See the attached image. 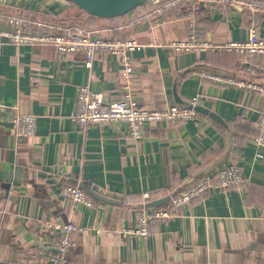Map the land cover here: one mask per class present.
<instances>
[{"label":"crops","instance_id":"crops-1","mask_svg":"<svg viewBox=\"0 0 264 264\" xmlns=\"http://www.w3.org/2000/svg\"><path fill=\"white\" fill-rule=\"evenodd\" d=\"M7 6L102 35L135 38L144 45L132 52L139 107L164 108L176 103L175 93L187 101L196 97V105L226 125L197 111L196 118L146 124L140 138L131 137L123 122L81 129L69 117L76 87L102 92L105 101L117 98V57L100 52L87 69L82 52L61 54L49 45L0 38V205L5 209L0 264H51L53 247L38 240L67 222L86 229L71 235L66 264H264V149L263 158H256L253 141L264 92L220 86L194 73L211 69L248 79L237 69L244 55L228 44L245 41L254 21L264 37V12L184 2L173 15L148 26L136 19L153 8L152 0L114 18L90 15L67 0H0V9ZM191 35L199 47L175 51L170 46ZM250 60L264 61V54ZM251 79L264 87V75ZM15 111L37 116L34 136L14 134ZM225 156L208 173L233 161L243 174L241 183L208 189L169 220L151 221L146 236L121 233L136 224L134 204L168 195ZM66 183L83 184L122 203L95 200V208L72 203L60 194Z\"/></svg>","mask_w":264,"mask_h":264},{"label":"built area","instance_id":"built-area-1","mask_svg":"<svg viewBox=\"0 0 264 264\" xmlns=\"http://www.w3.org/2000/svg\"><path fill=\"white\" fill-rule=\"evenodd\" d=\"M193 1V3H190ZM199 0H152V9L140 15L136 21L146 23L148 26L164 21L174 14L173 10L179 4L189 2L193 7H198ZM208 1V0H203ZM215 4L226 6H240L250 10L264 12V0H209ZM142 23V24H143ZM178 42H171L170 46L175 51L197 48L200 44L192 38ZM0 38H6L16 45H49L61 54L82 52L84 66L90 69L92 60L100 52L114 55L118 59L120 94L117 98L105 101L102 92L94 91L87 85L76 87L74 106L69 114L70 119L79 127L84 128L89 124H105L123 122L129 128V135L140 138L146 124L162 120L183 121L196 118L198 112L194 109L197 104L196 97L188 100L190 106L173 103L164 108L148 109L139 107L136 92L133 86V57L132 52L144 45L135 38H117L112 35H102L99 30L89 29L82 24L65 23L55 19L35 18L27 14H16L0 9ZM229 47L236 49L244 55L238 64V70H245L249 78L236 76L234 73H224L211 69H195L194 73L201 79H206L220 86H234L253 92H264V87L251 79L264 75V61L250 60L254 54H264V37L257 32V21L249 28L248 38L245 41L231 42ZM92 75V74H91ZM12 130L16 136L32 137L37 127V116L32 113L15 111L11 115ZM256 147V158H263L264 149V112L259 114L257 120V133L253 138ZM243 181V174L239 165L230 161L219 168L214 174L206 173L177 194L171 196L168 202L160 206L143 207L138 209L134 227L123 228L124 236L148 234V224L151 221L165 222L179 214L182 205L189 203L202 195L210 188L225 190ZM60 194L70 200L95 208L96 201L76 184L66 183L60 187ZM148 196L145 195L144 199ZM0 205V213L4 212ZM86 228L71 222L60 226L61 233L52 240L54 254L51 264H66L64 254L72 246L73 233H81ZM99 231L96 229V232Z\"/></svg>","mask_w":264,"mask_h":264},{"label":"water","instance_id":"water-1","mask_svg":"<svg viewBox=\"0 0 264 264\" xmlns=\"http://www.w3.org/2000/svg\"><path fill=\"white\" fill-rule=\"evenodd\" d=\"M67 1L75 4L80 9L84 10L85 12H87L90 15L101 17V18H114V17H118V16H122V15H126V14L130 13L135 8H137L144 0H67ZM190 3H193V1H191ZM212 4H213V2L209 1V0L206 2L203 0H199L197 2V6H200V7H202V6L209 7ZM5 11L11 12V13H16V14L22 13L21 9L14 7V6H7L5 8ZM24 14H27V13H24ZM175 94H174V99H175L176 103L190 106V104L187 100H183ZM194 109L196 111H199V112H205L209 116L214 118L217 122L222 124L223 126L226 125L223 122V120L217 114H215L211 111L208 112V110H206L202 106L195 105ZM225 158H226V156L224 158L219 159L218 161L204 167L198 173L194 174L192 177H190L189 179L184 181L182 184H180L176 188H174L168 195L163 196L161 198L149 200V201L144 202V203H137V204H134L132 207L140 209L143 207H154V206H160V205L165 204L166 202L169 201L171 196L177 194L178 192L183 190L185 187H187L188 185H190L191 183H193L194 181H196L197 179H199L200 177H202L203 175H205L206 173L211 171V169H213L218 163H220V161H222ZM78 186L80 188H82L87 194H89L94 200H98V201H102V202H106V203H111V204L122 203V201H120V200L109 198L103 194L95 192L94 190L85 187L83 184H79ZM49 230L52 231V233L53 232L54 233L45 240H38L39 243H41L39 245L47 246V245L51 244L53 237H57L61 233L60 229L53 230L51 228Z\"/></svg>","mask_w":264,"mask_h":264}]
</instances>
